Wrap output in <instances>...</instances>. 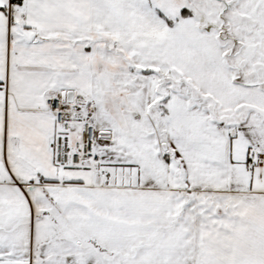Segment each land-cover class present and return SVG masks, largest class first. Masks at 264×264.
I'll use <instances>...</instances> for the list:
<instances>
[{
	"label": "snow or ice",
	"instance_id": "6c2138e0",
	"mask_svg": "<svg viewBox=\"0 0 264 264\" xmlns=\"http://www.w3.org/2000/svg\"><path fill=\"white\" fill-rule=\"evenodd\" d=\"M0 264H264V0H0Z\"/></svg>",
	"mask_w": 264,
	"mask_h": 264
}]
</instances>
